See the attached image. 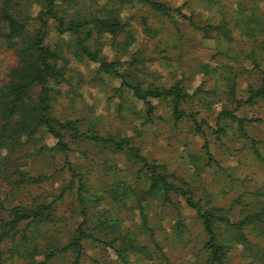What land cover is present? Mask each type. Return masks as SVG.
Instances as JSON below:
<instances>
[{
	"label": "rangeland",
	"instance_id": "1",
	"mask_svg": "<svg viewBox=\"0 0 264 264\" xmlns=\"http://www.w3.org/2000/svg\"><path fill=\"white\" fill-rule=\"evenodd\" d=\"M16 1L36 15L39 7L35 0ZM157 1L173 9L180 7L186 17L173 11L161 14L142 1L120 0H78V5H70L69 13L78 11L90 22L86 26L92 29L90 49L113 62L130 83L144 89L181 86L188 97L180 109L192 114L196 122L188 117L175 121L167 101L156 98H151L153 111L146 116L145 104L121 84L120 78L79 57L75 36L59 33L56 22L47 17L45 43L57 55V65L64 68V79L54 83L52 114L59 119L80 120L81 130L91 128L101 135L131 137L148 161L163 165L178 185L185 181L184 188H191L194 199L204 208L217 207L230 223L239 221L264 206V100L248 99L264 69V0ZM243 15H254L257 30H246ZM95 17L118 18L123 29L117 33L100 29L93 23ZM222 23L227 28L223 34L205 28ZM16 61L14 52L0 43V84L7 80ZM36 138L39 145L54 144L43 130ZM70 148L71 162L85 174L87 196L115 186L112 181L117 177H128L132 187L146 188L145 174H139L138 165L123 154L83 142H73ZM31 151L32 145L27 144L22 150L2 153L0 202L7 207L51 201L69 180L67 171L62 170L61 154L34 156ZM15 168L51 177L39 185L10 191ZM75 192L66 194L56 208L52 235L61 243L74 233L81 218ZM106 197L97 209L119 217L122 230L139 229V206L119 205ZM171 200L165 205L151 197L145 201L148 225L154 234L151 237L140 229L138 237L152 260H141L132 252L122 255V262L113 249L85 240L80 264H204L206 237L200 219L186 206L183 196L171 194ZM6 216L0 208V217ZM219 225L227 233L224 222ZM43 227L46 233L51 229L49 225ZM230 233L236 235L237 231ZM240 233L245 238L237 242L233 236L225 264H264V225L251 222L243 225ZM44 235L40 240L46 244L51 239ZM69 259L72 256L67 255L63 263L70 264ZM5 264H28V260L14 255Z\"/></svg>",
	"mask_w": 264,
	"mask_h": 264
},
{
	"label": "trees",
	"instance_id": "2",
	"mask_svg": "<svg viewBox=\"0 0 264 264\" xmlns=\"http://www.w3.org/2000/svg\"><path fill=\"white\" fill-rule=\"evenodd\" d=\"M120 1H142L161 14L173 11L186 17L180 7L173 9L157 0ZM35 2L39 9L33 16L21 1L0 0V43L12 50L17 60L7 74V80L0 84V170L4 150L14 148L22 150L25 145L31 144L30 155H43L49 152L61 154L62 170L67 171L69 180L51 201H39L32 205L18 203L9 207L0 202V208L7 213L6 217H0V264H5L6 260L14 255L27 259L28 264H64L65 257L69 255L70 258L72 256V259L68 260L70 264H80L85 240L104 249H113L122 262L125 261L122 255L132 252L139 254L141 260L150 261L153 259L152 255L148 254L147 246L141 244L138 237L140 229L143 232L147 230L151 237L154 234L148 225L145 201L151 197L157 199L158 204L165 205L166 202L172 203L171 194L175 193L184 197L186 206L195 210L202 223L206 237L203 244L206 252L204 264H225L233 236H236L234 240L239 242L245 238L243 235L240 236L241 227L251 222L264 225V206L258 212L230 223L227 216L218 213L220 209L217 207L204 208L199 201L195 200L193 190L184 188L183 185L187 184L185 181H181L183 185H178L163 165L150 162L142 156L131 137L101 135L91 128L81 130L80 120L59 119L54 116L52 114L54 83L64 79V68L57 65V55L45 43L47 17L56 22L59 33L75 36V53L79 57L89 62H96L98 70L119 77L121 84L128 87L133 95L145 104L146 116H150L153 111L151 98H156L167 101L175 121L188 117L196 122L192 114H187L180 109L181 104L188 97L187 93L178 84L144 89L137 83H130L126 75L116 69L113 62H108L96 51L91 50L88 42L92 37V29L86 27L90 22L78 11L69 13L70 5H78V0H35ZM243 16L242 21L246 24V30L249 32L257 30L258 23H255L254 15ZM93 23L110 33H117L123 29V24L118 18L95 17ZM190 23L195 24L193 21ZM195 27L199 26L195 24ZM208 27L218 30L220 34L227 30L223 23L205 26V28ZM257 97L264 100V69L261 71L258 87L250 90L248 99ZM228 114L231 113L228 112ZM233 118L241 123L237 117L233 116ZM41 130L53 138V145L38 144L39 140L36 136ZM197 130H201L199 125ZM73 142L91 143L109 149L113 154H123L129 161L138 165L139 174L140 172L145 174L146 188H140L136 184L132 187L128 177L123 179L117 177L112 181L116 184L115 186L103 189L96 195L87 196L89 191L84 180L85 174L76 170V166L69 158L70 144ZM206 153L211 160V153L209 151ZM114 166L112 164L110 168L113 169ZM118 171L121 172L122 169ZM11 175L14 177L10 182V191L25 185H39L51 177L45 173L31 175L17 168ZM74 189L81 218L74 233L66 242L61 243L52 235L53 232L55 233L54 226L57 222L56 208L65 195L72 193ZM106 196L114 199L119 205L139 206L141 218L139 229L122 230L119 217L109 216L104 208L97 209L99 203L107 201ZM222 222L226 225L224 230L227 233L220 229L219 224ZM44 225L50 226L48 233L43 231ZM234 229L237 231L236 235L230 233ZM42 234H46L44 238H49L51 241L48 240L49 242L43 244L40 240L43 239L40 238ZM116 242L118 244H115ZM262 252L264 259V247Z\"/></svg>",
	"mask_w": 264,
	"mask_h": 264
}]
</instances>
